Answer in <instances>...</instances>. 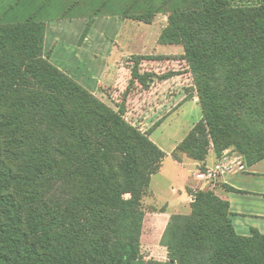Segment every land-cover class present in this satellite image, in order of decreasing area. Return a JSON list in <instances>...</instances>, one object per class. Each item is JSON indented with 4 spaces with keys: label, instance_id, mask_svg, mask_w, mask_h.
Here are the masks:
<instances>
[{
    "label": "trees",
    "instance_id": "trees-1",
    "mask_svg": "<svg viewBox=\"0 0 264 264\" xmlns=\"http://www.w3.org/2000/svg\"><path fill=\"white\" fill-rule=\"evenodd\" d=\"M157 13L159 42L183 47L202 111L176 149L203 160L212 142L217 156L264 157V0H0V264L137 256L136 206L165 153L41 50L48 20L87 18L83 37L98 16ZM58 183L71 187L70 209L46 202ZM228 209L198 190L191 214L204 219L179 231L168 264H264V236L238 235Z\"/></svg>",
    "mask_w": 264,
    "mask_h": 264
},
{
    "label": "rangeland",
    "instance_id": "rangeland-1",
    "mask_svg": "<svg viewBox=\"0 0 264 264\" xmlns=\"http://www.w3.org/2000/svg\"><path fill=\"white\" fill-rule=\"evenodd\" d=\"M238 2L258 3L259 0H232V3ZM58 11L59 9L53 10L51 14ZM106 20L105 23L99 22L97 26L109 37L115 36L113 39L115 48L121 52L115 56V61L120 68L119 74L123 75L117 76L118 80L122 81L124 75L133 72L144 81L151 77L153 80L143 85L138 78L129 76L131 78L122 91H117L118 87H112L115 92L111 89L106 90L108 96L102 95L105 100H101L99 96L95 97L113 110L121 111L122 117L128 123L146 133L164 152L171 151L160 162L158 172L150 176V181L136 206L137 214L142 217L138 253L133 260L124 264H168V250L176 245L179 231L186 224H198L204 219L191 214V203L194 201L192 191L196 194L198 190H210V186L197 184L195 174L201 170H196L194 166L188 164L190 160L183 165H177L185 156L194 158L175 147L201 115L198 94L191 69L183 53L162 56L155 52V37L158 31L166 26L167 14L157 13L148 23L144 21L145 19L121 16ZM88 21L87 18L76 21L70 18L46 21L44 36L47 30L48 38L46 43L45 38L43 40L42 57L55 67L58 68L57 65L62 64L68 70L69 60H65V52L71 51V46L81 41ZM123 23L125 27H128L126 24L132 26L128 27L131 34L140 38V41L136 42L138 44L134 43L135 46L132 48L127 39L120 40L117 33L111 31V27L116 28ZM127 32L129 34V31ZM95 39L98 40L96 36ZM106 43L110 47L113 46L110 41ZM54 50L55 64L51 60ZM62 72L69 76L68 71ZM127 94L131 95L130 100H126ZM210 146H213L212 142H209ZM202 168L201 166L200 169ZM49 190L46 197L48 205L61 209L71 208L70 186L58 183ZM212 192L214 193V190ZM128 196L125 194V198Z\"/></svg>",
    "mask_w": 264,
    "mask_h": 264
},
{
    "label": "crops",
    "instance_id": "crops-1",
    "mask_svg": "<svg viewBox=\"0 0 264 264\" xmlns=\"http://www.w3.org/2000/svg\"><path fill=\"white\" fill-rule=\"evenodd\" d=\"M108 16L109 17H95L81 41H77L75 45L71 46V51L65 52V60H69L68 70L65 69L62 64L57 65L60 70L66 73L68 71V75L71 76L74 81L88 90L94 96H99L101 100H105L102 95L108 96L106 90L111 89V91L113 90V92H115V89H112V87H118L119 89L117 91H122V89H125L126 84H128L127 82L131 78L129 77L131 74H128L124 75L122 81L118 80L117 76L123 75L119 74L120 68L115 61L117 57L116 55L121 53L117 48H115V41L113 40L115 36L114 38L109 37L97 26L99 22L105 23L107 21L106 18L118 17V15ZM80 19L85 18H73L71 20L76 21ZM126 26L132 28V26L127 24ZM128 27H125L123 23L122 25H118L116 28L111 27V31L116 32L120 40L127 39L129 41L130 47L132 48L135 46L134 43L140 41V38H138V35L131 34ZM164 27H162L156 34V44L154 48L155 52L162 56L177 54L181 55L183 53V47L181 45L164 44L159 42V37ZM127 31H129V34ZM124 32L126 35H123ZM95 36L98 38V40L95 39ZM44 38V43H46L48 38L47 30L45 31ZM104 40L106 42L110 41L113 46H108ZM55 53L56 50H54L53 54L51 55V60H53L52 62L54 64L55 61L53 55ZM151 78H149V81L153 80ZM130 96V94H127L126 100H130ZM200 112V117L192 125V127L202 118L201 108ZM182 139L179 141V143L182 141ZM164 153L165 155L169 154L166 152ZM218 157L219 156H217L213 147L210 146L203 160L188 158L185 156L182 158L181 162H177V165H183L188 163L187 161L190 160V163L188 164L194 166L196 170H198L201 166L204 167L214 165ZM197 184L200 183L197 182ZM212 190H214V194L219 199L228 203L229 218L234 231L238 235L250 236L252 231L256 230L264 236V157L252 163L246 164L243 171L227 174L225 176H219L218 185ZM175 206L178 207L177 204Z\"/></svg>",
    "mask_w": 264,
    "mask_h": 264
},
{
    "label": "built area",
    "instance_id": "built-area-1",
    "mask_svg": "<svg viewBox=\"0 0 264 264\" xmlns=\"http://www.w3.org/2000/svg\"><path fill=\"white\" fill-rule=\"evenodd\" d=\"M246 162L244 156L238 151L227 148L218 157L212 166H204L198 169L195 174L198 183L210 186V189L218 185V177L233 174L245 169Z\"/></svg>",
    "mask_w": 264,
    "mask_h": 264
},
{
    "label": "water",
    "instance_id": "water-1",
    "mask_svg": "<svg viewBox=\"0 0 264 264\" xmlns=\"http://www.w3.org/2000/svg\"><path fill=\"white\" fill-rule=\"evenodd\" d=\"M191 194H192V199H194V197H195V192L192 191ZM117 264H120V261H118Z\"/></svg>",
    "mask_w": 264,
    "mask_h": 264
}]
</instances>
